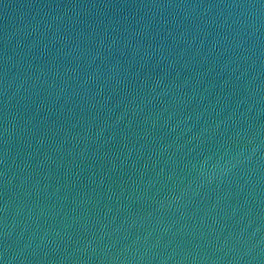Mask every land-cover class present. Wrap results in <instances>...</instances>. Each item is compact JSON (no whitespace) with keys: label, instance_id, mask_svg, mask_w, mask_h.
<instances>
[{"label":"water","instance_id":"obj_1","mask_svg":"<svg viewBox=\"0 0 264 264\" xmlns=\"http://www.w3.org/2000/svg\"><path fill=\"white\" fill-rule=\"evenodd\" d=\"M0 264H264V0H0Z\"/></svg>","mask_w":264,"mask_h":264}]
</instances>
